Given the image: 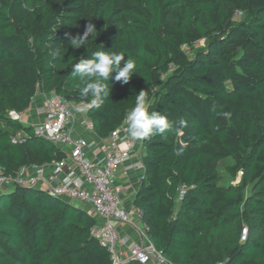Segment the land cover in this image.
I'll return each mask as SVG.
<instances>
[{
    "label": "trees",
    "instance_id": "trees-1",
    "mask_svg": "<svg viewBox=\"0 0 264 264\" xmlns=\"http://www.w3.org/2000/svg\"><path fill=\"white\" fill-rule=\"evenodd\" d=\"M89 23L96 32L70 47L67 35ZM203 38L188 57L184 46ZM102 50L134 59L136 70L126 84L110 80L103 104L88 108L95 134L108 136L141 90L149 112L170 124L141 140L144 175L132 202L154 247L174 264H264V0H0L4 173L64 156L8 111L50 91L90 104L72 66ZM17 132L24 140L12 142ZM225 158L240 184H220ZM95 224L70 202L15 186L0 194V264H112L90 233Z\"/></svg>",
    "mask_w": 264,
    "mask_h": 264
},
{
    "label": "built area",
    "instance_id": "built-area-1",
    "mask_svg": "<svg viewBox=\"0 0 264 264\" xmlns=\"http://www.w3.org/2000/svg\"><path fill=\"white\" fill-rule=\"evenodd\" d=\"M42 117L32 122L34 136L52 142L64 152L59 160L43 165H24L15 173L0 168V194L15 186L42 189L66 202H79L96 219L91 235L110 253L112 264L136 260L140 264H174L158 251L145 230L138 239L120 232L122 225L133 226L131 216L141 218V210L123 205L120 174L137 169L136 153L141 139L130 136L128 115L104 138L98 137L87 116L89 103L68 100L50 91L43 94ZM24 112L8 111V116L22 122ZM22 132L12 142L24 140ZM247 228L241 230L245 239ZM218 264H223L219 262Z\"/></svg>",
    "mask_w": 264,
    "mask_h": 264
},
{
    "label": "clouds",
    "instance_id": "clouds-1",
    "mask_svg": "<svg viewBox=\"0 0 264 264\" xmlns=\"http://www.w3.org/2000/svg\"><path fill=\"white\" fill-rule=\"evenodd\" d=\"M96 32L95 26L87 24L83 35H67V42L72 48L84 47L88 42L89 35ZM103 48V46H100ZM124 54L117 51H97L90 59H80L72 66V72L78 76L84 87L81 89V96L93 97L89 107L99 108L105 98L109 96V81L115 80L128 83L136 70L134 59H124ZM123 65H121V61ZM147 92L141 90L135 99L134 107L128 112V131L135 139H144L156 132L163 133L169 127L167 117L158 112H149L146 106Z\"/></svg>",
    "mask_w": 264,
    "mask_h": 264
},
{
    "label": "crops",
    "instance_id": "crops-1",
    "mask_svg": "<svg viewBox=\"0 0 264 264\" xmlns=\"http://www.w3.org/2000/svg\"><path fill=\"white\" fill-rule=\"evenodd\" d=\"M42 97L43 94L35 95L33 103L31 102L32 104H30V106L24 111L22 124L25 126H31L32 122H35L42 117L43 106L41 107V105L36 102ZM142 155L143 152L141 148H139L138 152L136 153V160L140 162L138 168L129 170L126 174H120L117 179L123 187V205L128 209L134 208L132 204L133 196L144 175V168L141 160ZM84 210L89 212L87 207H85ZM131 218L133 226L122 225L120 227V232L122 234L129 235L133 239H138V231L145 230V227L141 218H138L134 215L131 216Z\"/></svg>",
    "mask_w": 264,
    "mask_h": 264
},
{
    "label": "rangeland",
    "instance_id": "rangeland-1",
    "mask_svg": "<svg viewBox=\"0 0 264 264\" xmlns=\"http://www.w3.org/2000/svg\"><path fill=\"white\" fill-rule=\"evenodd\" d=\"M240 16H237V18H239ZM239 19H246V17H240ZM207 44V39L203 38L200 39L198 42H196L194 45L192 46H184V50L186 51L188 57H192L194 55V52L197 49H203L205 48ZM34 101V98L32 99V103ZM45 101V97L43 96L42 98H40L38 101H36L38 104L41 105V107L43 106ZM31 103V104H32ZM147 105V102H146ZM0 126H2V124L0 123ZM233 160L231 158H225L223 160H221L218 164V172L220 175V184L222 185H227V184H240L241 183V173L238 172L235 176H231L227 170L226 167L232 165ZM251 191V185H249L243 192L244 196H247ZM72 205H74L75 207L78 208H82L85 209L84 205L80 204L79 202H73ZM244 226L241 227V230L243 229Z\"/></svg>",
    "mask_w": 264,
    "mask_h": 264
}]
</instances>
